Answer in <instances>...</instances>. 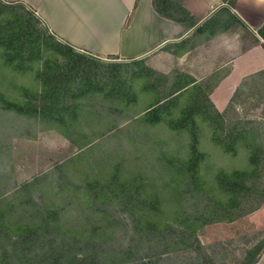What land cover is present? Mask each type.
Wrapping results in <instances>:
<instances>
[{"label": "rangeland", "instance_id": "obj_1", "mask_svg": "<svg viewBox=\"0 0 264 264\" xmlns=\"http://www.w3.org/2000/svg\"><path fill=\"white\" fill-rule=\"evenodd\" d=\"M29 37L35 38L36 45L26 44ZM53 46L30 12L0 6V202L6 200L0 209L12 212L21 224L29 223L36 208L41 211L45 221L42 227L51 234H41L34 241L37 249L59 246L66 231L88 236L96 230L91 236L95 247H89V251L99 264L108 262V252L122 245L134 247L136 257L144 255L145 251L137 249L148 241H141L137 229L141 224L134 222L142 212L118 200L123 196L119 193L123 179L114 182L112 189H102L121 159L142 158L139 164L143 167L153 165V156L160 150L185 159L187 135L176 136L164 122L154 124L159 117L146 116L173 98L176 102L168 105V112L162 109L160 117L166 113L177 117L191 101L192 118L201 137L199 148L206 153L202 165L210 170L201 174L205 184L193 195L214 207L230 199L240 206L228 216L234 221L209 224L199 230L196 236L200 245L195 249L169 252L158 260L146 256L137 263L251 264L248 253L264 239V214L259 215V209L248 214L245 211L264 194V156L255 181L223 190L214 178L215 172L222 168L248 171V153L241 140L236 156L224 154L211 135L256 128L264 143V104L258 89L242 90L221 115L218 127L209 125L205 116L213 117V113L197 109L207 106V89L200 85L174 94L179 84L176 74H159L145 65V60L106 69ZM33 50L44 54H28ZM119 88L118 97L109 96L108 92L115 93ZM154 165L147 169L152 177L144 180L143 190L136 193L130 188L127 195L141 201L157 193L164 204L150 219L162 229L176 213H188L189 209H173L169 204L176 194L164 190L167 178L162 176L167 174L161 165ZM135 166L126 162L125 171ZM26 184L30 188L23 190ZM101 190L96 201L107 205L100 206L102 211L90 204L93 194ZM191 194L186 192L187 199ZM105 233L111 234L107 240H103ZM122 259L125 261L118 256L116 261Z\"/></svg>", "mask_w": 264, "mask_h": 264}, {"label": "crops", "instance_id": "obj_2", "mask_svg": "<svg viewBox=\"0 0 264 264\" xmlns=\"http://www.w3.org/2000/svg\"><path fill=\"white\" fill-rule=\"evenodd\" d=\"M164 1L178 20L159 15L153 0H0V6L30 12L53 47L95 67L145 60L157 73L176 74V93L200 85L221 115L250 87L264 104V0ZM257 212L264 214V202ZM255 264H264V251Z\"/></svg>", "mask_w": 264, "mask_h": 264}, {"label": "trees", "instance_id": "obj_3", "mask_svg": "<svg viewBox=\"0 0 264 264\" xmlns=\"http://www.w3.org/2000/svg\"><path fill=\"white\" fill-rule=\"evenodd\" d=\"M161 1L162 0H153L155 11L163 17L178 20L167 14L168 11L177 9L169 7L164 0L163 2ZM179 10L186 14L185 18L182 20H188L190 18L183 9L179 8ZM26 44L36 45L35 38L29 37ZM180 84L181 82L179 81V84L176 85L178 88L175 90L174 94L179 90ZM167 98L168 97H166L165 100ZM176 100L177 99L172 98L161 103L156 109L150 111L146 119L151 118L152 115L155 116L156 119L159 117V119L154 120V124L157 125L164 122L171 131H175L176 136H183L186 134L188 137L186 158L182 159L178 156H171L168 152L160 150L153 156V165L148 164L143 167L139 164L142 158L130 156L126 158V160L121 159L108 177L109 179L105 188L102 189H112L114 182L123 179V181L119 183V193L123 196L119 197L118 200L125 205L132 204V209L137 208L142 212V214L139 215V221L135 220L134 222L141 224V226L137 228L140 233L141 241H148L144 245L140 244V247L137 249L138 252L139 249L145 251L144 255L136 257L134 247L122 245L120 248L108 252L109 261L105 264H139L137 262L144 260L146 256L151 258L155 257L158 260L163 254L169 252H179L181 249L191 251L200 245L196 233L204 226L219 222H232L235 220V218L228 216L233 214L232 211L239 208L240 205L237 200L230 199L228 203H220V206L217 205V207H214L209 203L199 200V198L196 197L197 195H193L205 184V180H203L204 178H202L201 174L210 170L202 165L206 153L199 148L201 137L196 132L197 124L192 118L194 102L190 101L186 103L177 117L171 116L169 113H166L164 115L165 117H160V111L164 109L165 112H168L170 109L168 105L172 102H176ZM205 102L207 106L203 108L197 107V109H203L207 114L213 113V117L212 115H205L206 118H209L208 124L220 127L222 123L221 114L215 110L207 96ZM211 139L220 147L224 154L231 153L233 157L238 153V142L242 140L245 142L243 145L248 153L247 156L250 165L248 171L241 169L227 171L222 168L215 172L214 178L221 189L228 190L242 187L247 180L255 181V179L258 178L260 175L259 171L262 168L260 163L262 160L260 159L264 156V143L263 140H261V133L258 132L256 128L246 129L241 132L233 130L227 135L212 134ZM126 162L134 163L137 166L126 172V168L124 167ZM154 163L161 165V168L165 170L167 174L162 176L167 178L165 185H163L164 190H167L168 193L178 194L177 198L176 195L170 197L169 204L173 206V209H177L178 207L182 208V206L189 209L188 213H176L173 216V220L162 229H159L154 222H151L153 218L150 219L151 217H156L159 211L161 212L160 207L164 204L157 193L148 194L141 201L127 195V190L130 188L136 193H140L143 190L145 186L144 180L152 177L151 174H147V169L155 166ZM28 188H30V184L24 185L22 189ZM102 190L93 194L90 203L91 208L100 209V206H107L104 202L98 203L96 201L97 197L101 195ZM186 192L192 193L191 199H194L193 203H191V199H187ZM5 201L6 200L0 202V207ZM263 202L264 194L262 192L257 203L250 204L245 214L257 211ZM100 211L102 210L100 209ZM16 220L13 218L12 212L6 209H0V243L3 242L2 249L0 250V264H99L93 257L94 254L92 251H89V247H95L91 236L94 234L96 235V230H92L88 236H82L81 233L78 232L66 231L63 234L65 239L59 246L55 247L54 245H49L48 247L44 246L43 249H37L34 241L40 238L41 234H47L48 232L51 234V231L42 227L45 221L43 222L41 211L36 208L31 214L29 223L21 224ZM110 236L111 234L105 233L103 240H107ZM101 246L102 245L99 243L96 245V247L100 249ZM263 251L264 239L259 241L248 253L250 263L255 264ZM118 256L125 258V261H123L124 259H122V261H116ZM133 256H135L136 259H134ZM88 260L89 262L87 263Z\"/></svg>", "mask_w": 264, "mask_h": 264}]
</instances>
